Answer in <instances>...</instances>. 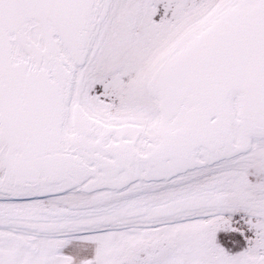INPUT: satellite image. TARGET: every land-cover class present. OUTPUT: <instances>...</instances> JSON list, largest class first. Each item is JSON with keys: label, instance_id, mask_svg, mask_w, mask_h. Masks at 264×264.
Returning <instances> with one entry per match:
<instances>
[{"label": "snow or ice", "instance_id": "6c2138e0", "mask_svg": "<svg viewBox=\"0 0 264 264\" xmlns=\"http://www.w3.org/2000/svg\"><path fill=\"white\" fill-rule=\"evenodd\" d=\"M0 264H264V0H0Z\"/></svg>", "mask_w": 264, "mask_h": 264}]
</instances>
